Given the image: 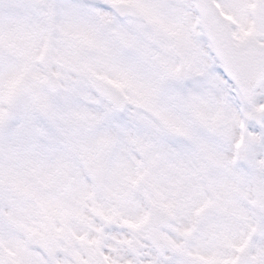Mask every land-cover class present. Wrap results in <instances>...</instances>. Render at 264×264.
<instances>
[{
	"label": "snow or ice",
	"instance_id": "snow-or-ice-1",
	"mask_svg": "<svg viewBox=\"0 0 264 264\" xmlns=\"http://www.w3.org/2000/svg\"><path fill=\"white\" fill-rule=\"evenodd\" d=\"M0 264H264V0H0Z\"/></svg>",
	"mask_w": 264,
	"mask_h": 264
}]
</instances>
